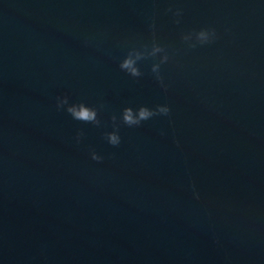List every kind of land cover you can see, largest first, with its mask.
I'll return each instance as SVG.
<instances>
[{"label": "water", "instance_id": "obj_1", "mask_svg": "<svg viewBox=\"0 0 264 264\" xmlns=\"http://www.w3.org/2000/svg\"><path fill=\"white\" fill-rule=\"evenodd\" d=\"M0 264H264V0H0Z\"/></svg>", "mask_w": 264, "mask_h": 264}, {"label": "clouds", "instance_id": "obj_2", "mask_svg": "<svg viewBox=\"0 0 264 264\" xmlns=\"http://www.w3.org/2000/svg\"><path fill=\"white\" fill-rule=\"evenodd\" d=\"M171 11V9H169ZM177 15L180 14L177 10ZM179 23V21H177ZM153 29V40L151 47L148 45L142 46V48L133 47L129 49L127 56L120 63V68L126 71L132 77H141L143 75L138 62L146 60L148 58H155L158 54L163 53L159 63L152 65V72L156 74V79L163 85V77L160 75V66L169 60V53L164 46L158 43L155 39V23L151 25ZM195 38V43H190V48H195L197 44L205 45L214 42L217 38V30L215 28H202L199 31L193 30V32L182 36L184 42H189ZM88 41H86L87 43ZM166 90V89H165ZM67 105L66 111L71 115L74 120L81 121L84 123H91L96 126H100L101 121L98 117V109L89 107L85 103L81 102L78 104H70L69 97L64 95L63 97H57V109L64 110ZM171 108L167 105H157L155 108H149L147 106H140L138 109L132 107H126L123 109L119 120L124 125L129 127L140 126L142 122L150 120L157 116H169ZM114 131L105 133V139L112 146H119L121 143V136L119 134L120 124L117 123L118 117L112 116ZM83 137V132L77 134V143ZM91 159L96 162H102L104 157L98 154L95 150L91 151ZM194 187V185H193ZM197 198H199L197 194Z\"/></svg>", "mask_w": 264, "mask_h": 264}]
</instances>
